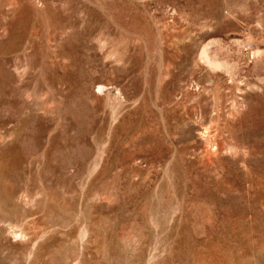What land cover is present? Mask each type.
<instances>
[{"label":"rangeland","instance_id":"374dc122","mask_svg":"<svg viewBox=\"0 0 264 264\" xmlns=\"http://www.w3.org/2000/svg\"><path fill=\"white\" fill-rule=\"evenodd\" d=\"M0 264H264V0H0Z\"/></svg>","mask_w":264,"mask_h":264}]
</instances>
